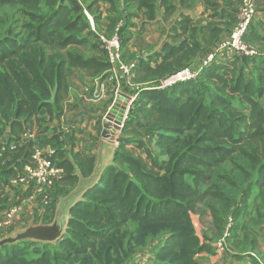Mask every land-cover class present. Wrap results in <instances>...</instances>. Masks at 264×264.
Instances as JSON below:
<instances>
[{
	"label": "trees",
	"instance_id": "obj_1",
	"mask_svg": "<svg viewBox=\"0 0 264 264\" xmlns=\"http://www.w3.org/2000/svg\"><path fill=\"white\" fill-rule=\"evenodd\" d=\"M0 1L21 3L40 21L34 28L30 23V31L20 38L0 37V133L8 121L13 122L16 133L22 127V118L30 119L44 108L52 110L53 106L60 105L68 93L69 77L74 68L99 72L109 68L110 63L100 46L103 57L88 58L79 51L68 50L69 46L89 39L78 27L80 16L71 17L83 9L80 0H60L57 6L51 4L49 15L41 13V3L50 4L48 0ZM187 1L91 0L87 8L94 16L96 29L92 28L91 33L98 38L96 26L101 23V4L106 6V24L109 22L110 28L107 34H112L117 24L124 21L121 29L124 43L128 14L120 6L125 10L134 6L147 20H154L159 7L163 8L164 17L169 18L178 10L179 3L185 7ZM230 17L232 20L234 14ZM253 23L251 34L246 38L248 42L255 35ZM221 30L212 22L198 27L193 18L183 12L170 30L169 40L164 44L165 54L160 53L162 60L156 59L155 65L151 64L152 58L138 63L133 81L166 79L187 67L201 52L202 43L215 40ZM63 49H67L66 55L59 52ZM252 57L243 59H251L252 66L248 70L257 75L259 84L256 86L254 80L245 81L244 66L237 69L239 58L214 61L199 78L168 88H154L148 83L140 94L141 99H136L131 106L113 163L104 170L99 183L72 209L67 234L56 244L24 241L0 247V264H123L160 238L163 241L156 252L155 264H202L199 254L213 252V248L205 235L198 234L194 224L193 214L201 200H214L209 208L221 236L231 215L234 217L231 231L239 227L236 219L242 204L247 203L256 188V199L264 202V106L248 94L252 89L258 96L262 95L264 59ZM200 79L205 80L204 91L214 105L208 107L195 99ZM229 81L232 84L227 89ZM234 96L248 109L247 114L232 117L236 113ZM129 131L132 133H127ZM153 137H158L155 149H162L167 159L158 160L148 148L147 140ZM136 141L146 151L145 157L136 155L128 147L129 142L136 144ZM18 145L19 138L14 137L5 149L0 148V186L8 185L11 177L21 173L30 161L33 143L24 147ZM14 147L17 153L12 152ZM237 155L246 157L250 165L238 162ZM51 161L65 169L55 185L60 180L63 184L77 182L73 163L62 153L52 156ZM77 162L83 174L92 172L93 157H80ZM216 167L219 169L212 175ZM253 170H257L258 177L250 179L243 197L237 199L232 189L241 188L231 179V173L237 178H250ZM206 181H209L208 189L202 192L200 185ZM9 206L8 200L0 198V209ZM79 216L90 217L87 224L93 238L85 242V247L64 252L58 246L65 241Z\"/></svg>",
	"mask_w": 264,
	"mask_h": 264
},
{
	"label": "crops",
	"instance_id": "obj_2",
	"mask_svg": "<svg viewBox=\"0 0 264 264\" xmlns=\"http://www.w3.org/2000/svg\"><path fill=\"white\" fill-rule=\"evenodd\" d=\"M239 4L240 0H188L185 7L179 3L178 10L169 18L164 17L163 8L159 7L154 20H147L144 13L137 12L134 6L127 10L120 6L125 14H128V26L123 44L124 59L138 64L152 58V65H155L156 59L161 61V54H165L164 44L169 40L170 30L184 12L193 18L198 27L212 22L222 28L215 40L210 43H202L201 52L193 60L195 65L199 64L230 36ZM258 4L253 30L259 31L255 34H264V0H258ZM100 10L102 24L100 23L96 27L102 32H107L104 25L107 22L106 6H101ZM230 14H234L232 20ZM262 38L264 40V35ZM81 53L88 58L103 57L100 50L94 47ZM148 83L136 81L128 83L121 71L111 66L99 72L74 68L69 77L68 93L63 97L60 105L53 106L52 110L44 108L38 115L30 119L22 118V127L16 133L13 131V122H6L4 131L0 133V148L5 149L12 139L17 137L19 138V147H24L32 142L33 145H39L47 153L54 151L53 156L58 152L62 153L65 159L73 163L78 176V180L73 186L66 185L72 188L70 191L72 192L83 180L91 178L97 170H101L102 175L104 170L113 163L114 155L120 146L121 129L124 127L131 109L130 104L132 100L141 99L140 94L144 88H147ZM25 133L33 134V141L26 138ZM11 146L14 145L11 144ZM12 150L17 153V147ZM80 157L94 158L92 172L89 175L82 173L81 166L77 162ZM84 167L88 169L87 165ZM58 184L63 183L60 180ZM257 195L258 188L248 197V202L242 204V210L236 219L239 227L234 231L230 230L226 250L215 246V241L222 233L218 235L208 229L200 228L193 216L198 234L205 235L206 241L213 248V252L203 251L199 254L198 259L202 264H264V202L256 199ZM14 196L15 191L8 185L0 186L1 199L10 200ZM65 196L56 200L51 211L54 212L52 219L48 221L32 220H35L36 223H51L55 218L60 201ZM38 198L39 196L35 200L36 206L34 203L29 205L30 209L23 211V216L26 212H33L34 208L35 211L44 213L43 206H40L42 200L39 198L40 201H37ZM254 200H259V206ZM5 209H0V217ZM230 217L234 218L232 215ZM247 222L249 223L248 234L245 232L247 228H244V224L247 226ZM162 241V238L157 239L151 246L140 249L123 264H155V255Z\"/></svg>",
	"mask_w": 264,
	"mask_h": 264
},
{
	"label": "rangeland",
	"instance_id": "obj_3",
	"mask_svg": "<svg viewBox=\"0 0 264 264\" xmlns=\"http://www.w3.org/2000/svg\"><path fill=\"white\" fill-rule=\"evenodd\" d=\"M48 1L50 2V4L45 3V2L41 3V5H42L41 6V8H42L41 13L44 15L51 14V12H52V11H50V8H52L51 4H55L57 6L58 1H60V0H48ZM79 2L83 5V9L81 11H79L78 14H76V13L72 14L71 17L75 18L76 16H80L81 21L79 22L78 27L81 29L80 30L81 34L86 36V37H89V39H86V41L83 42L82 44L80 43L78 45L69 46L68 50H71L73 52L79 51V52H83V53L86 50H89V48H93V47L95 49L99 50L100 48L98 47L99 46L98 45V38L95 34L93 35L91 33L92 32L91 29L93 28V26L91 24V20L95 24L93 14L87 8V4L89 2H91V0H80ZM67 4H70L69 1L67 2ZM258 7H259V4H258ZM98 12L99 11L97 9V13ZM88 21L90 22L91 27H89ZM86 22L88 23V25H85ZM30 23H32L33 28H34L35 26L39 25L40 21L38 19L32 17V15L27 10L24 9L23 4H21V3L9 4V3H2L0 1V37L1 38H4L6 36L7 37L12 36V37H19L20 38L22 36V34H26L30 31V29L28 28ZM26 24H28V25H26ZM101 24H102V22H101ZM104 25L107 28L106 30L109 31L110 30V28H108L109 22L107 24L105 23ZM119 25H120V29H122L125 26L124 21L121 20L117 24V26H119ZM98 31L100 33H103V34L108 33V32H102L100 30H98ZM253 32L256 33L259 31H253ZM257 34H259V35H257ZM257 34H255L254 36H252L249 39L250 43L253 44L258 50L257 55H255L252 58L263 57V59H264V40L262 38V35H264V34H261V33H257ZM66 50L67 49H63L59 52H61L63 55H66L67 54ZM193 60H195V58ZM193 60L190 62L191 64L188 65L187 67H199L200 65H202V62L204 59L199 64H196V65L193 63ZM241 66H244L245 70L247 71L245 81L248 79H251V80L255 81V83H253V84H255V86H256V84H259L258 80H257V75H254V72H250L248 70V68H251V66H252L251 59L247 60L246 58L245 59L239 58V61L237 64V69L239 70L240 68H242ZM164 81H165L164 78L155 79V80L149 81V84L154 85L153 86L154 88L163 89L162 83ZM198 83H199V85H198L199 91L196 92V97H195L197 102L206 104V106H208V107L210 105H214V104H212L210 97L204 91V90H206L205 80L200 79V80H198ZM231 84H232V82L229 81L228 84L226 85L227 89L230 88ZM261 90H262V95H259V96H258V92L256 90H252V89L249 90L248 94L255 101H260L261 104L264 106V89L261 88ZM232 100H233L234 104L236 105V113L234 115H232V117H238L240 115L243 116V114H247L246 112L248 109L246 107L243 108V103H241V101L236 96L232 97ZM216 108H218L219 110H223V108L221 106H216ZM214 110H216V109H214ZM208 111H211V113L214 112V111L210 110L209 108H208ZM129 113H130V111H129ZM128 117H129V114H128L127 118ZM123 128L121 129L120 136H122L124 134ZM127 133L131 134L132 132L129 131ZM157 138L158 137H153L151 140H150V138H148V140L146 139L147 145H148V148L153 152V154L158 158V160L162 161L164 159H167V156H164L163 150L160 149L159 147L157 149H155ZM128 147L130 148V150H133V152L136 155H142L144 157L146 156V151L144 150L143 146H141V147L138 146L137 141H136V144L129 142ZM147 151H149V150L147 149ZM236 158H237L238 162L242 161L246 165H250V161H248L247 158L244 157L243 155H237ZM248 162H249V164H247ZM228 166L229 165H225L226 168ZM218 169H219V167H216V170L214 173H212V175H215V173ZM233 174L235 175V173H233V172L230 175L231 179L236 180L238 182L237 184H239L241 189H239V190L232 189V192H233V195L237 199H241V197H243V190L248 188V184H249L250 179L255 180L258 177V172H257V170H255V171L253 170V172H252L253 176L250 178L248 176H243L241 178H237ZM189 180H192V177H190ZM208 183H209V181H206L200 185L202 192H205L208 189ZM74 184H70V186L71 185L73 186ZM66 185L67 184H58L57 183V185H55L54 188L50 189L49 191H45L48 194V198L46 199V201L42 202L40 206H43V209L45 210L44 213L46 211H48V213L47 212L45 213L46 215L44 213L42 214L39 211H35V208H34L33 212H30V213L26 212L25 215L23 216V211H26V209L27 210L30 209V208H28L29 205H33V203H34L36 206V204H37V203H35L36 198H33V199L29 198L27 200H24L25 202H23V204H22L23 205L22 214L17 216L13 220L10 229H8L4 232H0V239L6 237L7 235H10L11 233L14 234L13 232L16 229H21V228L27 227L29 224V221H31L32 219H36V220L37 219L38 220L46 219V218L52 219L54 212H51V211L53 210V206L56 204V200L61 196L67 195L72 189ZM259 190L261 192L263 191L262 189H259ZM17 195H18V193H16V191H15V196L12 197L10 200H8V204H10V203L12 204L14 202H17L18 201ZM39 198L37 201H40ZM5 200H7V199H5ZM254 201L259 206V204L262 200H260V202H259V200H254ZM213 202H214V200H212V199L201 200V202L199 203L198 207L196 208V211L194 212L193 216H194V218H195V220H196V222L200 228H203L206 230L208 229L209 231H213V232H215V234L219 235L220 232H218L215 228L212 213H211V210L209 208L210 203H213ZM3 203H4V201H3ZM38 204H39V202H38ZM244 204H246V202ZM40 206H39V208H40ZM78 218L79 219L75 221V223H74L71 231L69 232V235H67L65 241L60 243V245L58 246V248H60V250H63L64 252L69 253V251L76 250L78 248L79 249L82 248L81 246L85 247V246H87L85 244V242L89 241V239L93 238V236H92L93 232H92V230H90V227L87 224V220L90 217L79 216ZM248 230H249V223L247 222V229L245 231L247 234H248ZM30 252H31V255H33V250H31Z\"/></svg>",
	"mask_w": 264,
	"mask_h": 264
},
{
	"label": "built area",
	"instance_id": "obj_4",
	"mask_svg": "<svg viewBox=\"0 0 264 264\" xmlns=\"http://www.w3.org/2000/svg\"><path fill=\"white\" fill-rule=\"evenodd\" d=\"M258 12V0H240L236 22L230 33V36L220 43L219 47L208 54L200 67H185L165 79L162 88H168L174 84L187 82L199 78L200 74L217 60H230L234 58H244L255 56L258 53L257 48L246 40L250 33L251 25ZM94 31L95 25L91 20ZM98 35V44L105 52L112 68H115L126 77V81L131 83L135 73L137 63L129 62L124 59L123 39L120 25L116 26L112 34ZM132 100L130 106H132ZM24 136L33 141V134L25 133ZM54 151L45 152L39 145L34 144L30 161L23 167L21 173L11 177L8 186L15 190L17 202L10 204L0 217V232L11 228L13 220L22 214L23 202L27 198H36L39 196L42 202L46 201L49 191L55 186V183L65 174V169L51 161ZM233 225V218H229L224 234L215 241V246L221 250H226L227 240L230 236V230Z\"/></svg>",
	"mask_w": 264,
	"mask_h": 264
},
{
	"label": "water",
	"instance_id": "obj_5",
	"mask_svg": "<svg viewBox=\"0 0 264 264\" xmlns=\"http://www.w3.org/2000/svg\"><path fill=\"white\" fill-rule=\"evenodd\" d=\"M100 176L101 170H97L91 178L83 180L75 190L65 196L60 201L51 223H36L32 220L25 229L16 230L14 234L0 239V247L24 241H41L49 244L59 242L67 234L72 209L83 200L90 188L99 183Z\"/></svg>",
	"mask_w": 264,
	"mask_h": 264
}]
</instances>
